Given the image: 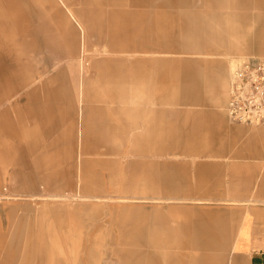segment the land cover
Returning a JSON list of instances; mask_svg holds the SVG:
<instances>
[{
  "label": "rangeland",
  "instance_id": "obj_1",
  "mask_svg": "<svg viewBox=\"0 0 264 264\" xmlns=\"http://www.w3.org/2000/svg\"><path fill=\"white\" fill-rule=\"evenodd\" d=\"M260 1V8L235 9L234 16L241 19L239 24L243 28L253 22L247 31L235 33L216 24L212 32L205 34L215 40L191 45L192 51L201 53L179 55L152 51L114 54L95 46L89 48L85 30L58 0L73 29L74 39L70 38V43L75 44V50L54 55L51 45L40 44L41 35H38L39 39L34 38L33 42L41 49L28 52L27 59L34 66L32 74L38 76L30 79L23 90L37 88L36 98L41 100L43 85L49 89L56 85L68 87L72 107L67 110L63 103L60 110L52 108L49 111L53 128L45 140L47 143L63 136L68 129L70 158L67 163L61 159L63 137L58 149L48 150L45 157L48 161L58 159L63 167L69 165L72 187L61 191L39 190L37 194L23 192L15 197L2 196L0 201L6 210H13L16 216L29 215V221L21 228L26 232L22 237H12L5 252L11 257L10 264H180V258L186 254L220 255L219 264H233V258L241 251H264V184H253L250 190L239 189L244 183L236 184L234 179L246 178L240 174L243 170L233 165L236 159L221 158L236 151L254 149L256 141L251 143L249 136H264V126L231 122L219 114L225 115L228 84L240 62L251 56L264 57L257 50L259 44H264V0ZM24 11L30 13L27 8ZM153 15L127 13L136 22L158 17ZM115 16L119 18L118 24L122 23L124 16ZM161 18L181 24L186 16L173 12L161 14ZM37 26L33 22L30 28ZM16 30H13L15 39L21 36ZM60 47L66 48L64 43ZM147 47L160 49L159 46ZM115 55L124 58L117 66L118 73L134 82L127 95L129 101L119 106L109 105L105 109L108 121L94 109L99 103L95 106L91 103L87 124L94 127L91 141L92 137L100 135V123L109 124L111 129L103 136L121 153L93 155L83 150L81 130L84 122L78 86L86 82L92 94H104L103 83L98 80L104 70L102 59ZM187 69L202 74L196 86L200 99L196 105L182 104L186 84L183 75ZM171 95H175L173 101ZM20 115L24 113L16 109L10 113V118L17 123ZM37 123L41 127L39 121ZM134 144H150L151 150L131 152ZM19 157L16 154L6 158V164L0 168V178L3 167L14 172L20 168ZM96 159L102 164L93 163ZM86 160L91 163L88 170L105 179V185L97 192L98 197L82 196L78 179L83 175ZM54 178L58 176L50 169L45 180L51 183ZM163 179L173 183L161 184L159 181ZM259 179H264V175ZM134 181L139 184H131ZM171 191L185 199L161 198ZM209 213L220 216L214 227L218 229L216 238L226 235L221 250L176 249L175 255L122 253L140 237L142 227L153 218L172 227L184 224L190 228L193 225L190 218ZM246 232L253 237L243 246L240 237ZM111 240L117 247L115 252H110L107 247ZM210 264L218 263L213 260Z\"/></svg>",
  "mask_w": 264,
  "mask_h": 264
},
{
  "label": "crops",
  "instance_id": "obj_2",
  "mask_svg": "<svg viewBox=\"0 0 264 264\" xmlns=\"http://www.w3.org/2000/svg\"><path fill=\"white\" fill-rule=\"evenodd\" d=\"M59 1L70 10L85 30V42L89 48L95 46L99 47L98 50L114 54L151 51L179 55L199 54L200 51L191 50V45L215 40L214 37H207L205 34L208 31L212 32L216 24L235 33L240 30L247 31L252 27L253 22L245 25L244 28L239 24L241 19L234 16L235 9H253L261 6L260 0ZM23 8L25 10L27 8L30 13L24 11ZM21 10L24 12L22 13ZM173 12L184 14L186 16L184 23L177 24L173 19L161 18V14H172ZM127 13H138L143 16H150L154 13L153 16L158 17H147L136 22L132 20L133 17L127 16ZM115 14L124 16V19L121 18L123 21L119 23L120 25L118 24L119 18ZM105 15H111V17H105ZM33 22L38 24L36 28H30ZM13 30L21 33V36L15 39ZM72 30L68 15L61 9L58 0H0V168L6 164V158H10L11 155L16 156V154L20 156V168L17 171H8L3 167L4 173L0 178V200L2 196L15 197L23 192L37 194L39 190L61 191L72 187L69 165L63 167L58 159L52 158L51 161H48L45 157L48 150L58 149L59 140L63 137L65 140L62 144L64 154L61 159L67 163L70 158L68 129L63 136L59 135L47 143L45 140L53 128L49 111L56 108L60 110L63 103L67 110L68 107H72L68 87L56 85L49 89V87L44 88L43 85L41 100L36 98L37 88L25 92L23 90L29 84L30 79L33 80L38 76L32 74L34 66L27 59L28 52H39L41 49L39 44L33 42L34 38L41 35L40 39L38 38L40 44L51 45V52L54 55L69 54L76 47L75 44L70 43V38L74 39ZM62 43H64L65 49L60 47ZM147 46H159L160 49H148ZM257 50L264 54V44H259ZM123 59L118 55L102 59L104 70L101 71L98 80L103 83L101 87L105 91L104 94L95 96L86 82H81L80 87L78 86L81 95L80 110L84 122L83 130H81L83 132V150L86 153L93 155L121 153L103 136L111 129L109 124L100 123V135L97 138L92 137L91 141V130L94 127L87 124V119L93 104L95 106L96 103H99L94 109H98L101 115H104V119L108 121L105 109L109 105L119 106L129 101L127 95L133 89L131 86L134 82L127 76L118 73L117 66L123 62ZM45 64H43L44 71ZM199 73L198 70L187 69L185 71L183 76L186 79V84L183 88L185 95L182 104L196 105L199 103L200 99L196 94V86L202 78V74ZM228 95L229 84L226 101ZM171 96L170 99L173 101L175 95ZM16 109H21L24 113L17 118V123L10 118V113ZM219 114L222 119L225 117L228 119L226 107V116L223 112ZM38 121L41 127L37 125ZM252 132H259V130ZM249 138L251 143L256 141L254 149L243 152L236 151L231 153V156H221V158L236 159L233 165L235 168L243 170L240 174L245 175L246 178H243L244 180L234 179L236 184L244 183L243 187H238L241 190H250L253 188V184H264V179H259L260 175H264V136L257 137L251 134ZM150 150V144H134V147L131 148V152L136 153ZM83 163V175L78 179L83 190L82 196L98 197L97 192L105 185V179L102 175L98 176L88 170L87 166L91 164L90 161L86 160ZM93 163L100 165L102 161L96 159ZM50 169H53L54 175L58 176L51 183L45 180V174ZM159 182L161 184L173 183L165 179ZM110 183L112 182L110 181ZM131 184L135 185L139 182L134 181ZM173 193L172 191L167 192L161 198L185 199ZM157 197L152 196L151 198ZM79 210L81 211L80 208ZM28 216H16L13 210H6L3 207V202L0 201V264H10L11 257L5 252L8 250L12 237H22L26 232H22L21 228L22 224L29 221ZM194 216L195 218L189 219L193 224L190 228L184 224L172 227L165 221L154 218L149 220L142 227L140 237L129 244L130 247L127 250H122V253L175 255L174 250L176 249L221 250L225 245L226 235L220 236L219 239L216 238L215 234L218 229L214 227L220 216L211 213ZM252 237L251 233L247 234L246 232L244 236L240 237L243 239V244H241L248 245V240ZM107 243H109L107 247L110 252L117 250L112 240ZM237 254L233 258V264H264V251L262 250L241 251ZM218 257L220 255L204 254L200 257L186 254L185 257L180 258V264H210L213 260L219 264Z\"/></svg>",
  "mask_w": 264,
  "mask_h": 264
},
{
  "label": "built area",
  "instance_id": "obj_3",
  "mask_svg": "<svg viewBox=\"0 0 264 264\" xmlns=\"http://www.w3.org/2000/svg\"><path fill=\"white\" fill-rule=\"evenodd\" d=\"M226 114L231 122L264 126V57H247L233 71Z\"/></svg>",
  "mask_w": 264,
  "mask_h": 264
}]
</instances>
